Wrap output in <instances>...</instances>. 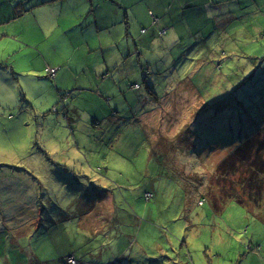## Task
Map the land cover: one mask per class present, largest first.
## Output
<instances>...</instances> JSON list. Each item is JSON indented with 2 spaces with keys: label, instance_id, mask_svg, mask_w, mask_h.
Returning <instances> with one entry per match:
<instances>
[{
  "label": "rangeland",
  "instance_id": "obj_1",
  "mask_svg": "<svg viewBox=\"0 0 264 264\" xmlns=\"http://www.w3.org/2000/svg\"><path fill=\"white\" fill-rule=\"evenodd\" d=\"M142 1L148 14L152 11L160 18L161 28H169L163 23L180 19L172 24L171 37L187 46L170 49L164 44L168 40L165 34H156L158 37L153 39L151 15L146 19L141 25L150 35H141V40L147 42L146 49L142 55L132 53L129 59L138 62L141 58L140 66L150 69L145 75L150 90L146 88L145 76L133 70L130 87L117 97L100 82L96 87L79 88L70 81V86L59 89L73 95L62 100L54 79L46 72L20 68L13 74L0 69V258L6 254L14 256L17 249L26 254V245L33 251L34 241L38 244L44 238L49 239L44 241L48 249L41 251L45 255H51L60 245L61 234H67V230H50L45 236L42 230L36 232L40 227L51 228L54 223L64 229L75 224L53 217H46L41 224L45 210L62 214L54 202L60 203L59 195L70 189L65 178L48 171L51 165H57L63 174L79 173L89 159L91 195H95L98 205L79 220L87 230L79 232L80 237L93 238L91 234L105 228L109 241L129 235L134 240L130 244L134 250L161 254L165 256L164 264H264V202L247 209L234 200H226L220 201L222 209H218L207 188L219 161L238 144L242 133L252 132L258 117L264 116L262 106H255L254 116L240 119L238 126H227L224 130L230 132L226 141L213 145L212 139L207 141L209 134L202 128L205 122L200 112L204 110L206 117L210 104L222 98L227 81L225 85L216 76L210 85L213 87L207 88L210 81L204 83L202 77L198 80L205 74L201 65L208 64L210 51L206 48L214 47L211 43H217L215 53L223 54V60L231 44L237 49L243 47L242 51L247 49L246 53L255 46H246L251 38L264 46V0H231L229 10L238 12L236 19L241 23L244 43L236 42L228 32L225 25L230 14L223 7L215 10L219 15L210 17L213 20L191 24V29V17L183 11L193 10L195 3L203 0ZM189 2L191 6H187ZM133 12L136 13L135 8ZM7 46L6 51L0 49V58L10 57ZM202 47H206L203 53ZM195 50L205 57L199 52L193 56ZM260 52L256 55L262 57ZM83 59L87 60L85 56ZM234 61L237 59L224 64L230 69L229 63ZM194 75L199 90L191 82ZM209 75L214 76L212 69ZM134 81L143 85L141 89L131 88ZM210 89L217 92L211 93ZM113 98L120 100L119 107ZM64 101L76 108L72 126L54 110H60ZM216 119L220 125L228 122V117ZM112 126L116 129L112 130ZM79 145L81 153L76 149ZM145 187L158 196L156 201L150 192L149 200L144 195ZM101 188L107 191L102 192ZM183 194L185 204L177 206ZM201 198L207 199L205 206L199 204ZM90 204H94V199ZM67 205L61 203L63 208ZM106 217L111 221L107 227ZM28 232L34 235L30 240ZM98 240L105 239L99 236ZM68 259L77 263L72 256ZM101 260H96V264H105ZM139 261L150 264V257Z\"/></svg>",
  "mask_w": 264,
  "mask_h": 264
},
{
  "label": "trees",
  "instance_id": "obj_2",
  "mask_svg": "<svg viewBox=\"0 0 264 264\" xmlns=\"http://www.w3.org/2000/svg\"><path fill=\"white\" fill-rule=\"evenodd\" d=\"M230 3L231 0H212L211 3L207 4L205 2H198L194 5L193 8V10L195 11V23L213 20L210 17H217L215 15H219V11L215 10L223 7V9H225L230 14L227 18L228 23L227 25H225L227 26V29H230L228 32L231 33L230 35L234 37L233 39L236 42L241 41L242 43H244L243 37L241 36V33L243 31L242 26L241 23L236 19V14H238V12L229 10ZM28 10L29 8H17L15 17H20L25 11ZM149 15H151L152 18V28H156L157 34L159 36L164 35L165 33L167 34V28L160 27V18H156L155 14L152 11H150ZM129 23L131 25V22ZM140 30L142 32H146V29L144 28H140ZM262 34L264 35V30L262 31ZM158 35H156V37H158ZM251 40L253 42L248 41L246 46L249 43H255V46L248 49V51L252 52L246 53L247 49L242 51L244 49L243 47L241 49H237L231 44L227 46L228 55L227 53L224 54V60L223 54L215 53V47L217 46V43H211L214 46L211 49L208 48L210 46H208L207 48H200V51L202 53L204 52L205 48L206 51L208 49L210 53L209 57H206L207 59H209L208 64H206V62L204 65H201L202 68L205 67V69L203 70L205 74L200 75L198 77V80H201L202 77V81L204 80V83H206L207 80L210 81L207 83V88L213 87L210 85H213L212 79H214V77L216 76L221 78L224 81L225 85L227 81V85L225 86L226 90L222 95L223 99L219 98L218 100L210 104L207 109L208 113L206 117L204 116V110L200 112V114L202 115V121L205 122V125L202 126V128L206 133L209 134L207 141L209 142V140L212 139L213 145H221L222 143H224V141H226V137L230 132V130H224L227 126L236 127L239 125L240 119H248L250 118V115L254 116L256 112L254 108L255 106L260 104L264 113V46L260 43H257L255 41V38H251ZM145 45L147 46V44ZM146 46L144 49H146ZM194 46H192V48ZM198 52V50H195L193 52V56H195ZM259 52L261 53L262 57L256 55ZM200 55L202 57H205L199 52V56ZM233 58L235 60L237 59V61H234L235 63H229L231 68L228 69L224 63H227V61H230ZM239 58H242V60H240ZM259 58H262V60H260ZM257 59H259V61L255 65L254 62ZM137 63H139V66L142 64L141 58L138 59ZM253 63L254 66L252 65ZM172 65L173 64H171V66ZM140 68V73H142L144 76L146 75V71L148 73L150 70L149 68L146 69L145 65L140 66ZM211 69L212 71H214L213 77H210L209 75V71H211ZM13 74H16V72L14 71ZM197 75L193 76L191 82L199 90V84L196 80ZM206 75L209 77V79H207ZM48 77L50 76L48 75ZM146 78L147 77L145 76V85L147 86L146 88L149 89L150 85L147 84ZM131 81L132 80L129 81V84ZM129 84H127L128 87H130ZM141 85V83L137 82L131 85V88L141 89ZM127 86L123 87L126 88L125 90L120 88V90H122L121 94H124V91H127ZM108 90L111 89L109 88ZM210 90L211 93L217 92L213 89ZM152 92L153 93L151 95H154V91ZM69 94L70 93H68V91L63 90H60L59 92L62 100L64 99L65 95L66 97H69ZM114 97H117V95L114 94ZM214 97H216V94L211 96L210 98ZM113 100L115 102L114 104L119 107L117 103L120 102V100L118 98H113ZM54 110L58 114H63L65 119L67 120L73 116L72 113L71 115L69 114V112L65 113V108H62L61 110H57L56 108H54ZM104 110H106L105 106H103L102 108L103 112ZM107 111L109 112V110ZM219 117H228L227 124L220 125L219 121L216 119ZM256 121L257 123H254L252 127L253 130L254 127L256 128L255 131L252 130V132L249 133H242L243 137L239 138L238 144L230 149L228 153L219 161L207 185L209 194H211V199L215 200L214 206L218 209L221 208L220 201L225 202L226 200H234L247 209L262 206L264 202V116L258 117ZM115 129L116 127L112 126V130ZM144 138L147 141V137L145 134ZM76 149L81 153V145H79ZM66 157L69 159L68 155H66ZM88 164H90L89 159L88 163L84 161V163L80 167L81 171L80 169L78 170L79 173H74V171H72L70 175L63 174V172L59 170V167L57 165H51L48 173L61 175L66 179L65 182L67 186L70 187V189L69 192H65L64 194L59 195L60 200H62L60 201V203L59 201L54 202L61 208L62 214L58 215L53 210H45L41 214V224L44 223L43 221L46 217H53L58 219L66 218L69 219L72 223L75 222V224L74 226H71L70 229H64V226L61 227L58 223H54L53 227L51 228L40 227L38 230H36V232L42 230L44 236L47 234V232L49 233L50 230H67L70 235L74 236L67 235L68 233L66 234L63 232L61 234L60 245L53 249L52 252H50L51 255H45L42 253L43 251L48 249V245L44 243V241H48L49 239L44 238L38 244L36 243V241H34L33 251H31L30 248H28V246L26 245V254L17 249L14 256L7 254L5 256H2L3 258H0V264H75L69 262V256H72L73 260L77 262L76 264H96L95 261L101 259V261L105 264H140L139 259H146L149 257L150 264H164L163 258H165V256L161 254L149 255L144 250H134V248L130 246V244L134 240L133 238L129 237V235L127 237H124L123 234L122 239H117L116 241H113L109 238L111 240L109 241L106 240L107 236H105V228V230L97 234H94L92 232L94 234H91V236H94L93 238L89 237L88 235H85L84 238L80 237L79 232L87 231L80 225L81 218L90 215L98 205L95 195L94 198L91 195L92 187L90 177L92 171L89 170L91 164ZM66 167H69V165H65V168ZM37 172L41 174L45 173L42 171ZM109 188L110 187H108L107 190H109ZM107 190L101 188L102 192H106ZM148 192L153 194V198H156L155 201L158 199V196L155 193H153L149 188L145 187L144 195L146 194L148 200ZM184 195L185 194L179 197L177 206L185 204V197H182ZM91 199H94V204L92 205L90 204ZM88 200L89 205L87 203ZM206 201L207 199L201 198L199 204L201 206H205ZM28 203H30L29 200ZM61 203H66L68 205L64 206L63 208L61 206ZM21 214L19 215V217H24ZM72 214H75V216L72 217ZM110 222L111 221L109 220V218L106 217L105 226L107 227L106 224ZM30 233L31 232H28L27 236ZM33 236V234L31 236L29 235V240L32 239ZM99 236H102L105 240H98ZM135 258L136 261H133Z\"/></svg>",
  "mask_w": 264,
  "mask_h": 264
},
{
  "label": "crops",
  "instance_id": "obj_3",
  "mask_svg": "<svg viewBox=\"0 0 264 264\" xmlns=\"http://www.w3.org/2000/svg\"><path fill=\"white\" fill-rule=\"evenodd\" d=\"M17 8L29 10L15 17ZM147 10L142 0H0V49L6 51L4 46L8 45L11 50L8 59L0 58V69L13 73L20 68L31 72L56 68L53 79L58 92L59 87L70 86V81L79 88L96 87L100 82L111 89L110 93L120 95V88L129 84L133 70L141 71L139 63L129 58L132 53L141 55L146 46L141 35L148 34L140 28L150 16ZM183 13L191 17L189 27L193 29L195 11ZM179 20L163 23L169 26L164 44L172 50L181 46L176 37H171L172 24ZM151 29L150 35L155 39L157 30ZM69 93L64 98H71L73 92ZM62 108L70 115L76 112L70 102L64 101ZM61 120H69L71 126L74 122L72 117Z\"/></svg>",
  "mask_w": 264,
  "mask_h": 264
},
{
  "label": "built area",
  "instance_id": "obj_4",
  "mask_svg": "<svg viewBox=\"0 0 264 264\" xmlns=\"http://www.w3.org/2000/svg\"><path fill=\"white\" fill-rule=\"evenodd\" d=\"M47 74L50 76V77H54L55 74H56V71L57 69L56 68H47Z\"/></svg>",
  "mask_w": 264,
  "mask_h": 264
}]
</instances>
